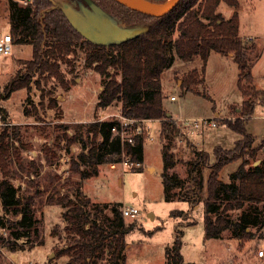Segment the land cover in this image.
<instances>
[{
	"label": "trees",
	"instance_id": "1",
	"mask_svg": "<svg viewBox=\"0 0 264 264\" xmlns=\"http://www.w3.org/2000/svg\"><path fill=\"white\" fill-rule=\"evenodd\" d=\"M221 2L233 8L229 17L218 11ZM115 4L118 9L112 12L123 22H149V30L118 45H95L84 40L58 9L46 12L41 21L40 11L51 5L49 0H31L24 5L16 0L8 3V28L13 44H27L32 50L31 58L23 61L24 75L9 78L3 84L0 101L7 99L13 91L25 87L29 75L34 71L58 76L57 62L69 64L68 56L80 41L85 46L87 65L95 63L94 69L102 76L97 106L104 108L118 103L120 114L138 119L141 126V132L133 134L132 142H128L122 141L112 131V127H119V119L115 117L102 120L96 118L72 125L74 134L71 140L81 148L71 161V171L77 174L76 179L68 177L65 180L68 188L63 192L53 186L45 198L46 204L62 208L65 243L56 250V254L65 256L66 264H98L101 260L105 264H125V236L139 225L135 220L126 221L121 211V202L92 201L81 189V181L98 174L99 165L118 162L123 156L141 163L143 144L149 133L148 125L143 122L158 120L157 130L166 138L177 134L179 128L163 106L165 92L161 75L176 57L182 61L197 57L201 62L200 67L188 70L181 86L193 88L204 80L205 63L211 51L232 56L240 70L238 85L244 100L240 112L235 114L233 120L222 119V123L240 137L232 149L216 146L215 159L208 165L210 172L206 180V196L203 198L204 237L219 239L228 231L229 237L239 240L240 245L252 239H264V160L247 166V162L242 161L229 174L228 181L220 178V170L225 164L242 154H254V137L247 131L245 122L253 112L254 101L260 98L264 100V90L256 89L252 83L247 46L239 34L238 0H180L162 16L144 14L117 2ZM175 31L177 34L174 37ZM107 67L114 68L113 75L107 71ZM5 113L0 104V114L4 121ZM4 126L8 125H2L0 131V228L7 231V238L5 240L2 235L0 237L5 241L4 246L14 251L24 248V244H18L20 239L30 242V248L34 243L39 245L43 242L42 220L35 214L34 194H19L18 187L8 179L14 177L11 176L15 173L11 169L13 163L28 172L35 171L36 166L33 160L24 163L16 150L13 153L9 151ZM14 135L17 136V132ZM168 145H161L163 189L167 194L178 189L176 196L188 201L193 207L201 198L194 186L182 188L184 182L173 171L175 161L173 154L168 151ZM256 147L264 149V140ZM198 155H202L201 159L207 163V153ZM196 179V176H191L192 181L196 182ZM37 192L38 188L34 193ZM184 213L186 211L181 209L171 210L173 216ZM58 234L56 227L50 230V235ZM180 248V232L177 229L172 245L165 248V264H195L184 261Z\"/></svg>",
	"mask_w": 264,
	"mask_h": 264
},
{
	"label": "rangeland",
	"instance_id": "2",
	"mask_svg": "<svg viewBox=\"0 0 264 264\" xmlns=\"http://www.w3.org/2000/svg\"><path fill=\"white\" fill-rule=\"evenodd\" d=\"M9 1L0 0V31L6 30L9 23ZM16 1L24 5L31 0ZM98 1L110 12L115 13L118 9L115 1ZM238 2L239 34L247 46L252 83L256 89L264 90V0ZM43 10L40 11L41 21L44 18ZM232 10L225 2L218 6V11L225 17H229ZM176 34L175 31L173 36ZM84 47L79 41L74 52L68 56L69 64L57 62L58 76L34 71L29 75L25 87L13 91L7 99L0 101L8 122L4 128L7 131L5 142L8 143L9 151L13 153L16 150L24 163L33 160L36 166L35 171L28 172L13 163L11 169L15 173L11 176L14 177L8 179L18 187L19 194H34L35 214L42 220L43 238L41 244L34 243L32 248L29 247L30 242L20 239L18 244H24V248L12 251L4 246L5 241L0 237V264H66L67 258L56 254V250L65 243L62 208L46 204L45 198L54 187L63 192L68 177L76 179L77 174L71 171V161L81 148L71 140L74 134L72 125L96 118H114L120 114L118 103L104 108L97 106L102 76L94 69L95 63L87 65ZM31 50L30 45L13 44L12 53L2 57L0 93L9 78L24 75L23 61L31 58ZM200 65L197 57L190 61L176 57L161 75L165 92L163 106L174 118L179 128L177 134L166 138L157 130L158 120L143 122L148 125L151 138L147 135L144 141L143 160L139 167L124 170L121 164H116L111 169L109 164L112 162H109L99 165L98 174L81 181V189L92 201L121 202L122 205L138 209L137 216L125 217L127 222L135 220L139 225L125 236V264H165V248L172 245L177 229L180 232V252L184 261L195 264H264V254L258 255V250L264 251V239H252L237 246L238 241L229 237L228 231L219 239L204 237L203 198L206 196V180L210 172L208 165L215 159L216 146L232 149L240 137L222 123V119L233 120L243 106L244 97L238 85V65L232 56L216 51H211L207 56L203 82L190 89L182 88L185 73ZM107 71L114 74L113 67H107ZM171 95L175 98L170 99ZM198 118L214 120L216 125L200 128H184L180 125L183 120ZM245 123L247 131L254 137L252 146L255 152L251 155L242 154L225 164L220 170V178L224 181L229 180V174L242 161L247 162V166L264 160V149L256 147L264 140L262 98L254 101L253 112ZM14 132H17V136ZM95 139L98 140V137ZM163 143L171 144L168 145V151L173 154L175 161L173 171L183 179L182 188L194 186L201 198L193 207L188 201L176 196L178 189L168 194L163 189ZM200 153L208 154L207 163L201 159L202 155H198ZM191 176H196L198 180L192 181ZM175 209L186 213L173 216L171 210ZM8 216L12 218L11 214ZM53 227L57 228L59 237L50 235ZM1 235L6 240L7 231L0 228ZM98 264H105V261L101 260Z\"/></svg>",
	"mask_w": 264,
	"mask_h": 264
},
{
	"label": "water",
	"instance_id": "3",
	"mask_svg": "<svg viewBox=\"0 0 264 264\" xmlns=\"http://www.w3.org/2000/svg\"><path fill=\"white\" fill-rule=\"evenodd\" d=\"M51 5L42 11L58 9L84 40L95 45H118L146 33L149 22L125 23L105 9L97 0H49ZM138 12L162 16L171 11L180 0H114ZM167 115L171 114L167 112ZM153 217V214H150ZM51 256V255H50Z\"/></svg>",
	"mask_w": 264,
	"mask_h": 264
},
{
	"label": "built area",
	"instance_id": "4",
	"mask_svg": "<svg viewBox=\"0 0 264 264\" xmlns=\"http://www.w3.org/2000/svg\"><path fill=\"white\" fill-rule=\"evenodd\" d=\"M23 1V0H22ZM13 49V38L12 34L7 26V29L4 31H0V60L2 57L10 55ZM173 95L170 96V99H174ZM116 118L119 119V127H112V131L118 134L122 141L132 142V135L141 132L140 121L136 118H130L119 114L118 116L115 115ZM102 120V119H100ZM3 124H8V122L3 121L2 116L0 114V126ZM181 126L184 128H200L204 125L207 126H215L216 123L214 120L207 119V118H198L193 120H183V124L180 123ZM149 138L150 135H148ZM116 164H121L122 169H130V168H137L141 165L138 161L130 160L129 157L123 156V158L118 162L110 163L111 169L115 168ZM121 211L124 217H135L138 214V209L134 206H127L122 205ZM25 242V241H23ZM264 254L263 250H258V255L262 256Z\"/></svg>",
	"mask_w": 264,
	"mask_h": 264
},
{
	"label": "crops",
	"instance_id": "5",
	"mask_svg": "<svg viewBox=\"0 0 264 264\" xmlns=\"http://www.w3.org/2000/svg\"><path fill=\"white\" fill-rule=\"evenodd\" d=\"M236 240H237V239H236ZM237 241H238V242H237V246H238L240 241H239V240H237ZM245 243H246V242H245ZM127 246H128V245H127ZM127 248H128V247H127ZM50 255H51V254H50Z\"/></svg>",
	"mask_w": 264,
	"mask_h": 264
},
{
	"label": "flooded vegetation",
	"instance_id": "6",
	"mask_svg": "<svg viewBox=\"0 0 264 264\" xmlns=\"http://www.w3.org/2000/svg\"><path fill=\"white\" fill-rule=\"evenodd\" d=\"M98 1V0H97ZM99 2V1H98ZM101 4V3H100Z\"/></svg>",
	"mask_w": 264,
	"mask_h": 264
}]
</instances>
